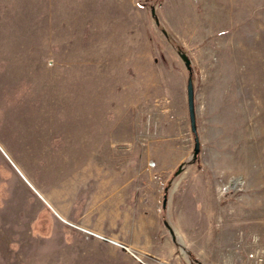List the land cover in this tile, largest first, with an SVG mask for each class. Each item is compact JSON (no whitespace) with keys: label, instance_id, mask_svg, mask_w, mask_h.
Wrapping results in <instances>:
<instances>
[{"label":"rangeland","instance_id":"1","mask_svg":"<svg viewBox=\"0 0 264 264\" xmlns=\"http://www.w3.org/2000/svg\"><path fill=\"white\" fill-rule=\"evenodd\" d=\"M256 252L264 0H0V264Z\"/></svg>","mask_w":264,"mask_h":264},{"label":"water","instance_id":"2","mask_svg":"<svg viewBox=\"0 0 264 264\" xmlns=\"http://www.w3.org/2000/svg\"><path fill=\"white\" fill-rule=\"evenodd\" d=\"M180 58L184 62L186 69L190 71L191 66H190L189 58L185 54H180ZM187 102H188V112H189L191 131L195 135V139H194L195 144H194L193 154H192V158L195 159L199 152V140H198L197 132H196L193 86H192V82L190 79H188V82H187ZM182 167H183L182 165L179 166L175 174H179L180 171L182 170ZM165 203H166V196H164L163 206L165 205ZM165 225L168 227L167 223H165Z\"/></svg>","mask_w":264,"mask_h":264},{"label":"built area","instance_id":"3","mask_svg":"<svg viewBox=\"0 0 264 264\" xmlns=\"http://www.w3.org/2000/svg\"><path fill=\"white\" fill-rule=\"evenodd\" d=\"M261 254V253H259ZM257 252L254 254H250L249 257L254 259V264H261L262 262V257L259 255Z\"/></svg>","mask_w":264,"mask_h":264},{"label":"crops","instance_id":"4","mask_svg":"<svg viewBox=\"0 0 264 264\" xmlns=\"http://www.w3.org/2000/svg\"><path fill=\"white\" fill-rule=\"evenodd\" d=\"M176 175H178V174H176ZM194 204H195V207H196L199 203L196 201ZM164 206H165V205H164ZM164 206H163V207H164ZM196 211H197V208H196ZM163 223H164V225H165L166 222L164 221ZM167 225H168V224H167ZM165 226H166V225H165ZM168 227H169V228H168ZM168 227L166 226V228H167L168 231H169V234H171V236H172V229H171V227H170L169 225H168ZM112 242L115 244L116 241H115V242L112 241ZM116 244H118V246L121 245V243H116ZM122 245H123V244H122ZM124 246H125V245H124ZM258 252L260 253V250H258ZM258 252H257V253H258ZM253 254H254V253H253ZM251 259L253 260L252 262L254 263V259H253V258H251Z\"/></svg>","mask_w":264,"mask_h":264},{"label":"bare ground","instance_id":"5","mask_svg":"<svg viewBox=\"0 0 264 264\" xmlns=\"http://www.w3.org/2000/svg\"><path fill=\"white\" fill-rule=\"evenodd\" d=\"M33 68V67H32ZM30 74V73H29ZM56 111V110H55Z\"/></svg>","mask_w":264,"mask_h":264}]
</instances>
